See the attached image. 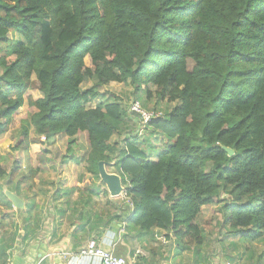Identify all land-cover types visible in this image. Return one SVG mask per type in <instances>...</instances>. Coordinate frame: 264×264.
Listing matches in <instances>:
<instances>
[{
    "label": "trees",
    "instance_id": "1",
    "mask_svg": "<svg viewBox=\"0 0 264 264\" xmlns=\"http://www.w3.org/2000/svg\"><path fill=\"white\" fill-rule=\"evenodd\" d=\"M111 83L131 85L139 103L144 89L145 110L152 95L173 105L142 132L158 150L147 154L136 135L110 143L127 127L125 108L88 105ZM28 91L41 98H28L35 112L21 122L17 149L59 135L70 146L85 133L86 173L99 181L104 161L121 177L125 227L164 231L203 264L196 221L219 204L226 236L264 244V0H0V139ZM37 176L30 170L21 182ZM253 264H264V250Z\"/></svg>",
    "mask_w": 264,
    "mask_h": 264
},
{
    "label": "rangeland",
    "instance_id": "2",
    "mask_svg": "<svg viewBox=\"0 0 264 264\" xmlns=\"http://www.w3.org/2000/svg\"><path fill=\"white\" fill-rule=\"evenodd\" d=\"M7 37L13 44L23 42L22 37L18 34H8ZM85 64L90 67L88 58L85 59ZM92 87L93 81L83 85L81 90H88ZM97 90L99 97L91 102L89 107H95L102 100H115L122 104L127 114L128 121L125 131L114 135L110 141L111 144H117L121 148L124 141L127 140L126 138L129 139L136 135L141 142H147L145 147L147 154L151 150L159 149L160 143L150 137V130L145 131L142 135L137 134L139 130L138 118L128 112L130 103L135 99L134 88L131 85L111 83ZM143 90L139 94L141 104L142 100H145L146 91ZM150 91L153 92L154 87H150ZM28 98L37 100L41 98V94L37 91H28L25 94L23 106L17 111L9 131L0 139V172L3 173L0 176V190L3 193L9 191L15 194L27 204V208L23 215L16 211L18 209L7 198L2 199L0 216L5 215L13 219L16 215L20 218L21 215L30 217L28 224L31 227L32 223H36L38 217H41V221L46 223L51 220L54 212L53 201L66 199L73 201L75 198H84L91 199L96 205L98 204V207L93 208L92 202L89 204V210H97L98 213L102 211L104 220L113 215L119 216L118 218L126 223V213L128 209L130 210V204L124 196L125 190L120 197L110 199L108 194L105 195V186L99 187L98 184L101 182L93 175L86 173L85 160L88 153V140L85 133L77 134L73 138L74 144L70 146L68 143L70 139L59 135L49 141L41 138L42 143L31 145L28 151L17 149L22 140L21 122L28 121L35 112V109L29 106ZM155 103L158 101L152 95V99L148 103V110L161 111L164 114L167 113V109L169 110L173 106L165 103L156 105ZM30 136L35 138L33 134ZM155 154H150L149 158L154 159ZM34 169L38 170V176L34 181L27 184L21 182V179L27 177L30 170ZM114 171L112 166L107 167V172L115 173ZM91 191L97 196L93 195ZM226 198L225 195H222L221 201L223 202ZM117 204L119 205L118 210L116 209ZM218 205L204 207L196 221L202 228L205 238V244L200 249L203 263L253 264V260L264 250V244L260 242L248 244L244 243L240 236H226L221 228ZM106 214L109 217H106ZM100 217L102 218L101 214ZM163 248H165L169 259L168 264L174 260L177 264H194L198 260L193 249L182 252L177 244L173 243L172 238L171 242Z\"/></svg>",
    "mask_w": 264,
    "mask_h": 264
},
{
    "label": "crops",
    "instance_id": "3",
    "mask_svg": "<svg viewBox=\"0 0 264 264\" xmlns=\"http://www.w3.org/2000/svg\"><path fill=\"white\" fill-rule=\"evenodd\" d=\"M22 202L24 206L16 210L21 214L27 208ZM92 202L84 198L53 201L51 220L46 223L38 217L31 227L28 224L31 218L24 214L21 218L16 215L15 219L0 216V263L97 264L96 260L78 258L79 252L92 240L104 251L126 259L135 257L140 264L169 263L163 247L171 240L166 239L164 231L153 230L142 235L137 228L125 227L126 223L114 219L113 215L104 220L102 211L89 210ZM94 207L98 204L93 202ZM170 263L177 264L175 260Z\"/></svg>",
    "mask_w": 264,
    "mask_h": 264
},
{
    "label": "built area",
    "instance_id": "4",
    "mask_svg": "<svg viewBox=\"0 0 264 264\" xmlns=\"http://www.w3.org/2000/svg\"><path fill=\"white\" fill-rule=\"evenodd\" d=\"M129 112L138 118L139 134H142L143 130L153 120L159 119L163 116L162 112L145 110L138 101H133L130 103ZM78 258L79 259L88 258L91 260H96L97 264H140L135 257L126 259V258L114 256L112 253L104 251L103 249L98 247L97 243L93 240L88 242L87 246L79 252ZM4 264H9V263H4Z\"/></svg>",
    "mask_w": 264,
    "mask_h": 264
},
{
    "label": "water",
    "instance_id": "5",
    "mask_svg": "<svg viewBox=\"0 0 264 264\" xmlns=\"http://www.w3.org/2000/svg\"><path fill=\"white\" fill-rule=\"evenodd\" d=\"M222 150L227 153L228 157L233 155V151L229 148L222 147ZM112 165L113 163L107 164L104 161L98 163L99 181L105 186L106 193L111 199L120 197L124 192L121 177L117 173L107 172V167ZM4 195L16 209L22 208L23 202L15 194L6 191L4 192Z\"/></svg>",
    "mask_w": 264,
    "mask_h": 264
}]
</instances>
